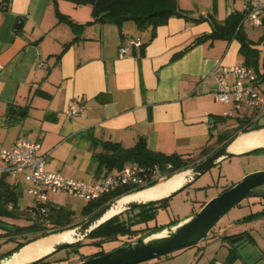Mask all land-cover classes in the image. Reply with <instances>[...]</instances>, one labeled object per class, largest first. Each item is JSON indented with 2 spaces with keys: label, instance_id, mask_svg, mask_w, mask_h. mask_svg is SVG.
I'll use <instances>...</instances> for the list:
<instances>
[{
  "label": "crops",
  "instance_id": "crops-1",
  "mask_svg": "<svg viewBox=\"0 0 264 264\" xmlns=\"http://www.w3.org/2000/svg\"><path fill=\"white\" fill-rule=\"evenodd\" d=\"M176 1L191 18L172 15L152 32L150 28L139 30L133 19L125 20L121 29L114 23H87L92 19L88 4L10 0L6 6L0 0L1 145L10 147L23 137L38 141L40 152L46 154L47 170L96 181L117 169L97 168L92 159L94 139L131 147L142 138L154 151L194 154L214 140L216 133L234 127L237 113L226 114L231 105L217 98L209 72L218 64H243L238 39H207L174 56L197 36L212 31L209 20L193 18H204L213 12L218 21H223L232 12H244L247 0ZM260 1L264 5V0ZM57 12L84 25L73 30L58 20ZM18 21L20 26L16 28ZM241 26L251 40L262 34V24L255 26L246 16ZM126 38L139 39L142 49L137 47L133 54L120 56L118 47ZM67 43L70 44L63 49ZM259 89L264 95V80H259ZM71 100L83 107V112L75 117L64 114ZM251 110L245 109L248 114ZM222 115L228 118L216 121ZM262 119L264 113L253 115L251 121L261 127L239 133L233 146L237 155L264 149L262 146L254 150L255 144L250 145H264ZM2 166L0 161V181L15 185L20 191L19 209L34 204L35 200H24L27 184L23 179L25 184H20V175L7 174ZM180 179V175H175L164 185L175 180V187ZM57 193H49L47 202L63 205L54 199ZM2 220L18 223L13 218ZM229 227L231 224L218 230L221 237L232 234L221 233ZM242 231L249 232L246 228L238 232ZM3 232V238L13 237L4 236Z\"/></svg>",
  "mask_w": 264,
  "mask_h": 264
},
{
  "label": "trees",
  "instance_id": "trees-1",
  "mask_svg": "<svg viewBox=\"0 0 264 264\" xmlns=\"http://www.w3.org/2000/svg\"><path fill=\"white\" fill-rule=\"evenodd\" d=\"M76 5H91V21L87 23H114L120 29L125 20L130 16H137L133 19L139 30L150 28L153 32L155 27L165 23L172 15L191 18L187 10L179 7L176 0H68ZM7 6L10 0H3ZM160 9H170L169 13H159ZM215 11V10H214ZM59 21H64L71 26L73 30L82 27L84 24L74 23L67 15L57 12ZM245 17V12H232L223 21H218L213 12L207 17L193 18L195 21L207 19L212 24L210 33L202 34L194 38L189 45L176 53L175 57L182 55L186 50L195 45L210 39L235 37L240 43V52L243 56V64L254 68L259 80H264V15H262V34L257 40L249 39L242 30L241 21ZM75 39V38H74ZM70 43L64 45L65 49ZM143 43L140 47L142 49ZM136 48V47H135ZM133 48V53L134 49ZM132 53V54H133ZM248 109V108H247ZM257 110H251L248 114L245 109L235 114V126L224 131H220L214 135L215 139L208 141L197 153H170L166 154L159 151L151 150L144 139L140 138L136 144L131 147H124L120 142L94 139L92 141V159L97 164L98 169L112 170L122 169L129 163H137L143 167H153L156 165L161 171L167 172V176H171L176 172L191 166L203 157L210 154L218 145L226 142L232 137L249 129L260 128L261 125L253 124L251 118L253 115H259ZM227 115L219 116L216 121L224 122ZM170 164V168L167 165ZM158 181L150 182L147 186L153 185ZM227 188V187H226ZM224 188V189H226ZM223 189V190H224ZM132 188L123 187L110 193H105L97 199L88 200L81 209L82 216H88L107 202L115 199L123 194L132 192ZM135 191V190H134ZM20 191L16 186H11L5 181H0V221L2 218L26 219L25 223H17L14 228L7 229L4 234L13 237L15 245L7 251L0 254L3 256L8 254L22 245L31 242L37 238L48 236L52 233L60 232L64 229L72 228L82 221L76 223L74 210L63 205H55L44 202L42 205L34 203L27 205L24 210H20L17 204ZM171 197V196H170ZM170 197L153 202L151 204L135 207L126 211L127 216L122 217L121 213L102 223L98 228L93 230L88 236L92 243L102 244L104 241L124 238L122 243L129 242L137 237H141L149 232L160 229L165 225H149L148 221L155 217L157 208L165 205ZM203 205V204H202ZM201 205V206H202ZM41 206L45 207L44 212L40 210ZM264 211L250 213L237 219V222L252 220ZM46 221L49 223L47 225ZM175 221H170L171 224ZM167 224V225H168ZM247 231L222 235V238L229 241L230 247L227 255V263H230L237 257L236 243L243 241L245 237H249ZM6 239V240H10ZM82 242L78 243L81 244ZM76 244V245H78ZM105 251L99 250L91 254L82 256L81 260L92 256L103 254ZM47 257L38 260V262H47Z\"/></svg>",
  "mask_w": 264,
  "mask_h": 264
},
{
  "label": "rangeland",
  "instance_id": "rangeland-1",
  "mask_svg": "<svg viewBox=\"0 0 264 264\" xmlns=\"http://www.w3.org/2000/svg\"><path fill=\"white\" fill-rule=\"evenodd\" d=\"M256 170H264V149L225 158L208 169L190 185L173 194L165 205L157 208L155 217L149 219L148 224L151 226L167 225L170 221L183 219L198 211L206 198L217 195L224 188H228L239 181L245 174ZM22 179L23 177L20 175V184H25ZM54 199L63 206L74 210L75 215H77L75 218L76 223L84 219L81 213L78 212L84 204L83 200L75 196L66 197L60 192L54 196ZM24 200L30 203L34 198L25 191ZM260 211H264V196L245 197L224 215L217 224L218 228L213 229V234L216 235L205 238L195 245L138 264H227L228 248L232 244L223 239L220 236L221 234L218 233V230L224 228L227 224H231V227L223 229L221 233H234L244 228L250 232L249 237H245L243 241L236 243L240 256L228 264H245V260L248 264H264V213L259 214L258 217L252 220L237 222V219L242 216ZM126 216L127 213L124 212L122 217ZM16 220L15 222L18 223L26 222L23 217ZM3 225L14 228V225L0 221V234L4 230L7 231ZM8 235L4 234V236ZM123 240L124 238H119L104 241L101 245H98L92 243L91 238L87 236L81 244L62 248L48 256L47 262H38L37 264H75L80 262L82 256L99 250L110 251L119 246ZM14 245L15 242L6 240L0 235V254Z\"/></svg>",
  "mask_w": 264,
  "mask_h": 264
},
{
  "label": "water",
  "instance_id": "water-1",
  "mask_svg": "<svg viewBox=\"0 0 264 264\" xmlns=\"http://www.w3.org/2000/svg\"><path fill=\"white\" fill-rule=\"evenodd\" d=\"M158 12L169 13L170 9H160ZM136 18L137 16H130V19ZM20 22L21 21L17 22L16 28L20 26ZM238 136L239 134L222 143L201 160L175 174L165 177L153 185L112 199L86 216L81 223L74 227L37 238L8 254L0 256V264H7L10 262L14 257L20 254L23 247L34 241L47 238L54 234L70 231L65 239L52 242L43 253L21 262L20 264H30L42 260L62 248L71 247L82 242L93 230L116 215L131 210L132 208L145 206L172 196L179 190L190 185L208 169L220 163L223 159L237 155L238 153L234 151L233 146ZM252 144H255L253 146L254 150L264 146L258 145L256 142L250 143V145ZM175 175H181L179 183L172 189L167 190L164 194L154 197H145L142 194L132 196L133 194L151 189L156 185L163 184ZM261 185H264V170H256L247 173L239 181L205 201L199 210L193 214L141 237H137L129 242L122 243L103 254L89 257L75 264H138L142 261L195 245L205 238L216 235L213 234V229L224 215L234 208L242 199L249 196H264V189L257 188ZM4 227L5 229L13 228L7 225Z\"/></svg>",
  "mask_w": 264,
  "mask_h": 264
},
{
  "label": "built area",
  "instance_id": "built-area-1",
  "mask_svg": "<svg viewBox=\"0 0 264 264\" xmlns=\"http://www.w3.org/2000/svg\"><path fill=\"white\" fill-rule=\"evenodd\" d=\"M244 12L253 25L262 24L264 5L260 0H247ZM141 44L139 39L126 38L119 45L118 53L120 56L131 55L133 48L140 47ZM209 76L215 81L217 98L231 105L227 115L247 108L264 113V95L259 89V79L253 67L242 63L231 66L218 64L211 69ZM81 112H83L81 104L71 100L64 114L75 117ZM0 161L3 163V172L13 176L22 175L27 184V192L34 197L35 203L40 205L48 200L49 193L61 192L88 201L123 187L136 191L147 187L150 182L160 181L167 176V172L161 171L156 165L145 168L137 163H129L96 181L71 178L60 172L47 170L46 154L40 152V143L26 137L19 138L10 147H4L0 143ZM167 167L170 168V164ZM40 210L44 212L45 207L41 206ZM46 223L49 225L47 221Z\"/></svg>",
  "mask_w": 264,
  "mask_h": 264
},
{
  "label": "bare ground",
  "instance_id": "bare-ground-1",
  "mask_svg": "<svg viewBox=\"0 0 264 264\" xmlns=\"http://www.w3.org/2000/svg\"><path fill=\"white\" fill-rule=\"evenodd\" d=\"M165 183L156 185L155 187L148 189V190H145L143 192H140L138 194H133L132 196L141 195V194L144 196H147V195L155 196L158 194L161 195L160 193L163 194L167 190H169L170 188L171 189L173 188V186L175 185V180H170L166 185H164ZM150 196H147V197H150ZM69 233H70V231H65L62 233H58L57 235H55L51 238H45V239L34 241V242L30 243L29 245L23 247L20 254L17 255L16 257H14L7 264H20L21 262H24V261H27L31 258H34V257L40 255L41 253H43L49 247V245L52 242H54L56 240L65 239Z\"/></svg>",
  "mask_w": 264,
  "mask_h": 264
},
{
  "label": "flooded vegetation",
  "instance_id": "flooded-vegetation-1",
  "mask_svg": "<svg viewBox=\"0 0 264 264\" xmlns=\"http://www.w3.org/2000/svg\"><path fill=\"white\" fill-rule=\"evenodd\" d=\"M257 188H259V189H264V187H262V185H261V186H258ZM83 218H85V216H83ZM216 228H218V226H217ZM216 228H215V229H216Z\"/></svg>",
  "mask_w": 264,
  "mask_h": 264
}]
</instances>
